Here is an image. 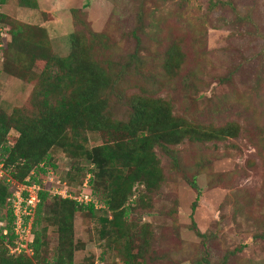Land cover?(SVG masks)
I'll return each mask as SVG.
<instances>
[{"label":"rangeland","instance_id":"1","mask_svg":"<svg viewBox=\"0 0 264 264\" xmlns=\"http://www.w3.org/2000/svg\"><path fill=\"white\" fill-rule=\"evenodd\" d=\"M213 1L219 2L215 9L210 0H38V10L16 11L27 16L19 14V20L34 26H40V11H50L55 22L46 30L55 56L65 58L71 52L72 9L86 16L94 32L109 37L104 60L115 69L137 54L140 59L132 66L139 68L126 73L119 89L118 114L125 112L132 95L148 92L205 126H241L237 140L187 142L177 148V165L163 159L167 182L154 208L133 216L154 226L150 264H264V0ZM6 5L2 12L10 22H20ZM172 47L183 57L179 69L166 72L165 53ZM5 63H0V112L10 114L27 102L35 84L8 75ZM90 140L92 147L102 143L97 135ZM55 160V182L66 181L75 193L92 167L83 161L82 179L70 182L71 161L62 153ZM192 178L203 193L194 215L203 238L191 229L195 191L187 180ZM52 181L48 188L54 192ZM96 197L103 201L102 195ZM5 214L3 209L0 218ZM99 228L96 220L77 216L76 240L85 248L76 253V263L93 255L94 264H122L115 252L101 259L105 248Z\"/></svg>","mask_w":264,"mask_h":264},{"label":"trees","instance_id":"2","mask_svg":"<svg viewBox=\"0 0 264 264\" xmlns=\"http://www.w3.org/2000/svg\"><path fill=\"white\" fill-rule=\"evenodd\" d=\"M8 1L0 0V24L10 36V41L0 48L6 61L4 71L35 85L22 107L10 114L0 112V162L8 175L0 181V213L6 210L5 217L0 218V264H94L93 255L83 263L75 261L76 253L85 248L76 240L75 221L79 214L96 220L100 227L98 237L105 248L101 259L115 252L122 264H150L154 226L133 216H142L154 208L167 182L163 159L177 165V148L187 142L205 145L237 140L241 126L236 122L205 126L191 116L177 114L169 100L148 92L132 95L125 102V112L118 114L119 89L126 73L139 68L132 66L140 59L137 54L115 69L110 60H104L110 51L109 37L94 32L86 16L72 9L71 52L65 58L55 56L45 27L10 22L2 12ZM14 3L20 8L39 9L37 0ZM218 4L210 0L211 9ZM47 17L43 14L44 19ZM165 55L166 72L180 68L183 54L179 48L172 47ZM91 134L102 143L92 147ZM58 153L71 161L67 174L70 182L83 176V161L94 167L86 176L93 175L92 193L96 199L99 194L103 196L99 202L104 208L96 210L94 204L79 206L72 200L51 198L49 192H41L33 226L34 256L12 255L9 245L15 237L8 201L15 189L7 179L24 184L28 178H46L49 170L57 171ZM86 176L81 178L82 183ZM187 182L195 191L191 229L203 238L205 235L194 221L202 189L196 178ZM96 211L103 216H97ZM2 222L6 223L1 226ZM5 229L9 231L7 236ZM97 263L103 264L100 260Z\"/></svg>","mask_w":264,"mask_h":264},{"label":"built area","instance_id":"3","mask_svg":"<svg viewBox=\"0 0 264 264\" xmlns=\"http://www.w3.org/2000/svg\"><path fill=\"white\" fill-rule=\"evenodd\" d=\"M0 36L3 41V43H0V48H3L5 42H7L8 34L2 24H0ZM4 59V55L0 52V63L4 62ZM91 167L92 169L94 168L93 166ZM56 173L54 170H49L46 178L42 180L38 179V181H32L28 178L24 184L17 183L8 177V184L16 188L8 201L13 214L12 234L15 237L12 245H9L12 255H26L30 258L34 256V250L32 248L34 242L33 226L38 206L41 203V192H49L51 198L59 197L65 200H72L79 206L87 207L90 204H94L96 210L104 208L92 193L91 182L93 175L91 173L86 176V179L75 193L71 192L66 181L58 180L55 182L53 177H55ZM7 176L5 165L0 162V181L4 180ZM49 179H52V183H56L57 185L54 192L48 188L50 184ZM3 225L1 224V226ZM3 233L7 236L9 231L5 229Z\"/></svg>","mask_w":264,"mask_h":264},{"label":"crops","instance_id":"4","mask_svg":"<svg viewBox=\"0 0 264 264\" xmlns=\"http://www.w3.org/2000/svg\"><path fill=\"white\" fill-rule=\"evenodd\" d=\"M37 2H38V0H37ZM11 4V5H10ZM6 7H12V10H13V15H10V16H12V18L13 19H15V20H17V21H20V22H22V23H25V24H31V23H27V22H23V21H21V20H19V14H20V16H23L24 18H27V16L26 15H24V14H22L21 15V13L19 12V13H17L16 11H17V9H25V8H20V7H18V6H16L15 4H14V1L13 0H9V3L6 5ZM31 10V9H30ZM40 13H41V20H40V23H38L37 25H40V26H43V27H45V28H51L52 27V25H50V24H52V23H54L55 22V17H53L51 14H50V11H46V10H42V11H40ZM43 14H47L48 15V18L46 19H44L43 18ZM8 16H9V14H7ZM18 17V18H17ZM31 25H34V24H31Z\"/></svg>","mask_w":264,"mask_h":264}]
</instances>
